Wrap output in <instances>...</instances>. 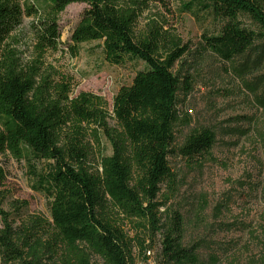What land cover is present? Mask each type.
Wrapping results in <instances>:
<instances>
[{"label":"trees","instance_id":"16d2710c","mask_svg":"<svg viewBox=\"0 0 264 264\" xmlns=\"http://www.w3.org/2000/svg\"><path fill=\"white\" fill-rule=\"evenodd\" d=\"M33 1L23 6L0 0V157L45 163L42 174L29 166L47 200L49 218L22 214L25 203H16L10 213L0 210V264H96L93 258L100 264H135L133 251L147 254L151 245L145 247L146 240L156 236L158 264H206L196 244L182 245V218L174 213L163 226L160 212L175 185L168 164L179 121L181 83L175 68L187 49L158 26L142 35H135L134 27L145 3L178 4L181 14L217 24L202 42L229 61L257 43L264 46V0H42L46 5L40 8ZM71 4L87 6L67 40L72 56L80 45L97 43L110 66H144L129 86L118 89L110 113L100 97H71L70 79L57 81L42 69V57L59 51L58 16ZM23 16L36 18L35 58L25 64L6 43ZM87 129L99 152L93 167ZM100 135L109 145L108 156L101 153ZM213 143L210 130H195L178 154L194 160ZM4 180L0 167V187ZM128 225L135 229L132 236L125 233ZM262 232L261 252L248 264H264Z\"/></svg>","mask_w":264,"mask_h":264},{"label":"rangeland","instance_id":"374dc122","mask_svg":"<svg viewBox=\"0 0 264 264\" xmlns=\"http://www.w3.org/2000/svg\"><path fill=\"white\" fill-rule=\"evenodd\" d=\"M15 1L23 6L27 2ZM118 1L129 4L134 0ZM33 2L38 8L46 5L42 0ZM85 9L84 4H71L58 16L59 51L42 57V69L57 81L61 77L70 79L71 97L79 93L100 97L110 113L118 89L129 86L144 66L129 62L117 68L110 66L97 43L80 45L72 56L67 40ZM179 9L175 3H145L134 27V34L142 35L151 25L158 26L167 35L176 36L187 49L175 68L181 83L177 93L179 121L173 129V154L168 158L175 185L160 210L162 224L166 226L169 217L177 213L183 221L182 245L188 248L196 244L198 256L206 264H248L261 252L264 230V46L257 43L243 56L223 61L202 42V37L214 32L217 24L205 16L181 14ZM35 21V17L23 16L6 42L23 64L35 58ZM108 122L113 125L111 120ZM200 129L213 133L212 148L194 160L183 158L178 150L191 132ZM87 136L85 143L89 145L93 167L99 152L90 129ZM99 146L101 153L110 155L109 145L101 135ZM29 163L9 155L0 157L5 175L0 187V210L10 213L13 205L25 203L22 214L48 219L47 200L36 189L29 166L42 174L46 165L42 161ZM124 229L129 236L135 230L131 225ZM146 241L145 247L151 245L146 248L150 256L134 250L135 264H158L160 238ZM210 257L215 259L213 263ZM92 261L101 263L96 258Z\"/></svg>","mask_w":264,"mask_h":264},{"label":"built area","instance_id":"2783aa9c","mask_svg":"<svg viewBox=\"0 0 264 264\" xmlns=\"http://www.w3.org/2000/svg\"><path fill=\"white\" fill-rule=\"evenodd\" d=\"M150 256V252H148V257Z\"/></svg>","mask_w":264,"mask_h":264},{"label":"bare ground","instance_id":"6f19581e","mask_svg":"<svg viewBox=\"0 0 264 264\" xmlns=\"http://www.w3.org/2000/svg\"><path fill=\"white\" fill-rule=\"evenodd\" d=\"M147 255H148V253H147Z\"/></svg>","mask_w":264,"mask_h":264}]
</instances>
